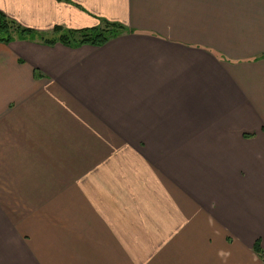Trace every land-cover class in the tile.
Returning <instances> with one entry per match:
<instances>
[{"label": "crops", "instance_id": "crops-1", "mask_svg": "<svg viewBox=\"0 0 264 264\" xmlns=\"http://www.w3.org/2000/svg\"><path fill=\"white\" fill-rule=\"evenodd\" d=\"M0 10L45 35L126 29L101 46L0 44V264H260L264 0H0ZM112 138L146 147L147 176L126 183L136 192L83 176ZM63 168L74 169L69 193Z\"/></svg>", "mask_w": 264, "mask_h": 264}, {"label": "rangeland", "instance_id": "rangeland-1", "mask_svg": "<svg viewBox=\"0 0 264 264\" xmlns=\"http://www.w3.org/2000/svg\"><path fill=\"white\" fill-rule=\"evenodd\" d=\"M46 36L49 37L50 35ZM104 140L102 139V146L107 145L102 148V154L94 160L89 159L85 162L88 168L84 169L85 172L83 171V173L85 174L83 176L86 175L93 179V183L100 184L106 193L128 194L136 192L132 190L133 187L126 183L132 179L147 176L149 162L146 147L142 143L139 145V139L112 138L108 139L106 144ZM73 170L66 168L59 171L54 170L55 175L58 173L60 192L69 193L72 192L73 186L75 187L72 184L73 179L69 178ZM49 173L51 174V171ZM119 182H123V184L120 186L118 185ZM101 183H106V185H101ZM102 188L96 187L98 190ZM44 190L47 191L48 187L45 186ZM254 261H259L258 257Z\"/></svg>", "mask_w": 264, "mask_h": 264}, {"label": "trees", "instance_id": "trees-1", "mask_svg": "<svg viewBox=\"0 0 264 264\" xmlns=\"http://www.w3.org/2000/svg\"><path fill=\"white\" fill-rule=\"evenodd\" d=\"M125 29L119 23L107 22L103 26L85 29H62L60 26L53 28V33L49 37L32 28L20 25L17 21L7 16L0 10V44H8L14 40L39 41L45 45H54L59 42L70 47H78L84 44L101 46L108 40L117 37ZM245 136H248L245 134ZM253 252L257 255L260 264H264V250L257 238L252 246Z\"/></svg>", "mask_w": 264, "mask_h": 264}]
</instances>
